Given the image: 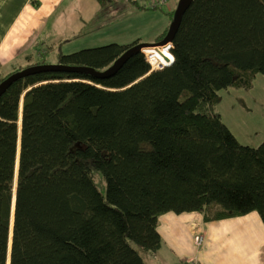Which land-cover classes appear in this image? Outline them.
Segmentation results:
<instances>
[{
  "label": "trees",
  "instance_id": "obj_1",
  "mask_svg": "<svg viewBox=\"0 0 264 264\" xmlns=\"http://www.w3.org/2000/svg\"><path fill=\"white\" fill-rule=\"evenodd\" d=\"M136 44L60 48L56 64L105 71ZM171 52L105 79L36 73L0 98V264H147L167 212L264 223V142L243 145L217 108L264 75V0H195ZM29 62L0 83L51 64Z\"/></svg>",
  "mask_w": 264,
  "mask_h": 264
},
{
  "label": "crops",
  "instance_id": "obj_2",
  "mask_svg": "<svg viewBox=\"0 0 264 264\" xmlns=\"http://www.w3.org/2000/svg\"><path fill=\"white\" fill-rule=\"evenodd\" d=\"M178 1L110 0L102 7L98 0H0V77L45 54L56 64L67 43L93 45L112 28H120L119 35H124L123 28L136 26L131 41L105 43H158L172 23ZM226 92L237 96L239 91ZM260 139L264 141V136ZM159 233L162 248L147 256V264H264V223L257 212L212 222L197 212H167L159 219ZM200 236L201 246L196 243Z\"/></svg>",
  "mask_w": 264,
  "mask_h": 264
},
{
  "label": "rangeland",
  "instance_id": "obj_3",
  "mask_svg": "<svg viewBox=\"0 0 264 264\" xmlns=\"http://www.w3.org/2000/svg\"><path fill=\"white\" fill-rule=\"evenodd\" d=\"M119 29L112 28L107 37H100L93 45H83L78 40H72L64 45L63 52L69 54L86 48L108 45L111 43L105 42L114 39L131 41L133 39L131 35L136 30V26L123 28L124 35H119L121 33ZM48 60L53 61V57ZM6 74L4 75L6 76ZM238 91L237 96L233 92L222 91L220 93L221 101L217 107L218 111L224 122L243 145L257 147L264 142L263 139H260L264 136V75L259 74L257 76L252 89ZM97 182L102 187L101 178L97 177Z\"/></svg>",
  "mask_w": 264,
  "mask_h": 264
},
{
  "label": "water",
  "instance_id": "obj_4",
  "mask_svg": "<svg viewBox=\"0 0 264 264\" xmlns=\"http://www.w3.org/2000/svg\"><path fill=\"white\" fill-rule=\"evenodd\" d=\"M195 0H179L175 16L172 20V23L169 27V30L167 32V35L164 37V39L158 43L155 44H136L132 46L130 49H128L123 55H121L112 66H110L105 71H96L93 68H86V67H69L64 65H40V66H32L29 68H26L20 72H17L4 81L0 83V98L8 91V89L17 81L20 79H23L29 75H33L40 72H50V71H58V72H74V73H82L86 74L90 77H94L97 79H105L113 77L115 74L118 73V71L126 64V62L137 53H144L147 49H156L159 52L166 47H172L173 41L175 39V36L178 32V29L181 25L182 19L186 11L189 9V7L192 5V3ZM173 61H168L166 66L172 64ZM22 123V121H21Z\"/></svg>",
  "mask_w": 264,
  "mask_h": 264
},
{
  "label": "built area",
  "instance_id": "obj_5",
  "mask_svg": "<svg viewBox=\"0 0 264 264\" xmlns=\"http://www.w3.org/2000/svg\"><path fill=\"white\" fill-rule=\"evenodd\" d=\"M167 0H163L166 2ZM151 66L152 71L158 70L166 66L168 61H173V54L170 47L163 48L160 52L156 49H147L143 53ZM204 237H197L196 243L201 246L203 244ZM192 264H196L194 261H190Z\"/></svg>",
  "mask_w": 264,
  "mask_h": 264
}]
</instances>
